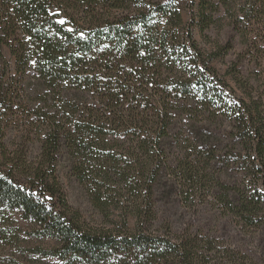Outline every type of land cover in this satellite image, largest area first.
<instances>
[{
    "label": "trees",
    "instance_id": "1",
    "mask_svg": "<svg viewBox=\"0 0 264 264\" xmlns=\"http://www.w3.org/2000/svg\"><path fill=\"white\" fill-rule=\"evenodd\" d=\"M192 2L202 30L227 19L264 81V0ZM0 44L18 75L14 95L0 88L2 222L18 212L69 264H264V247L155 229L153 195L174 194L264 236V91L245 69L231 71L237 90L217 75L220 46L204 56L174 0H0ZM2 124L37 130L39 153L9 149ZM62 170L103 215L124 199L121 224L86 222Z\"/></svg>",
    "mask_w": 264,
    "mask_h": 264
},
{
    "label": "rangeland",
    "instance_id": "2",
    "mask_svg": "<svg viewBox=\"0 0 264 264\" xmlns=\"http://www.w3.org/2000/svg\"><path fill=\"white\" fill-rule=\"evenodd\" d=\"M174 1L181 13L183 25L191 29L193 41L204 56L211 55V52L216 49V45L220 46L219 56L210 62L217 75L222 77L229 87L237 90L231 79V71L245 69L247 71L244 74L253 78L255 88L258 86L259 91H264V87H262V83H264L262 81L263 75L259 73L261 69L258 63L249 60L246 50L241 46L243 45V38L232 30L227 19H218L210 28L202 30L196 24L197 19L192 20L197 11L196 4L192 0ZM229 40L232 45L230 48L227 43ZM13 63L14 58L10 55L6 45L0 44V75L3 77L0 88H4L6 91L8 89L10 91L8 92L9 96L14 95L12 91L16 87L13 82H17L18 77L13 70ZM4 71L6 72L5 75ZM11 76L14 79H8ZM11 125L13 126V124ZM4 126L2 124V127ZM5 130L8 131L9 135L4 137L3 140L8 143L9 149H15V144H18L19 148L26 151L32 158L39 153L40 144L35 133L37 130L24 131L22 128L23 134L18 131V128L11 129L10 126H5ZM62 172L61 178L64 182L69 205L77 210L86 222L95 227H106L121 221V215L124 214L123 207L128 206V203H124V199L119 200L121 208L117 206L110 207L109 214H104L107 217L105 218L102 213L94 208L90 196L82 191L80 185L73 178H70L64 170ZM166 179L170 184L173 183L171 178L166 177ZM151 202H153V213L156 215L155 229L160 233L167 231L166 228L169 223L174 230L191 225L208 231L210 234L222 239L224 244L235 246L253 256L260 253L259 251L264 247V236L244 234L234 220L222 216L212 203L207 204L202 203L201 200H196L192 205H189V202L184 203L183 199L174 194L167 198L155 194ZM0 224L6 225L7 234L9 235L6 242L0 244V264H69L66 260L49 253L57 245V242L49 237H36L33 224L23 219L18 212L9 213L8 221L4 223L0 219ZM134 225L135 217L129 216L127 226L133 228Z\"/></svg>",
    "mask_w": 264,
    "mask_h": 264
},
{
    "label": "snow or ice",
    "instance_id": "3",
    "mask_svg": "<svg viewBox=\"0 0 264 264\" xmlns=\"http://www.w3.org/2000/svg\"><path fill=\"white\" fill-rule=\"evenodd\" d=\"M57 23L63 24L64 21L63 20H60V21H57Z\"/></svg>",
    "mask_w": 264,
    "mask_h": 264
}]
</instances>
